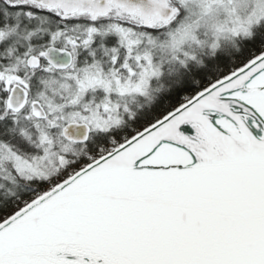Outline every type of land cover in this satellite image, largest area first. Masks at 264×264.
Listing matches in <instances>:
<instances>
[{"label":"snow or ice","instance_id":"snow-or-ice-1","mask_svg":"<svg viewBox=\"0 0 264 264\" xmlns=\"http://www.w3.org/2000/svg\"><path fill=\"white\" fill-rule=\"evenodd\" d=\"M0 264H264V0H0Z\"/></svg>","mask_w":264,"mask_h":264}]
</instances>
